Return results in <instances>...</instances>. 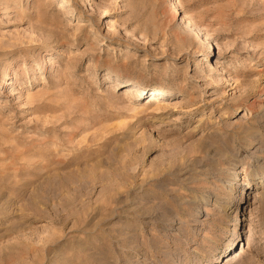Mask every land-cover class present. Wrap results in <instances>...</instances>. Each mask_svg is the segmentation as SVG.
<instances>
[{"label": "rangeland", "instance_id": "1", "mask_svg": "<svg viewBox=\"0 0 264 264\" xmlns=\"http://www.w3.org/2000/svg\"><path fill=\"white\" fill-rule=\"evenodd\" d=\"M0 264H264V0H0Z\"/></svg>", "mask_w": 264, "mask_h": 264}, {"label": "bare ground", "instance_id": "2", "mask_svg": "<svg viewBox=\"0 0 264 264\" xmlns=\"http://www.w3.org/2000/svg\"><path fill=\"white\" fill-rule=\"evenodd\" d=\"M113 3V2H112Z\"/></svg>", "mask_w": 264, "mask_h": 264}]
</instances>
